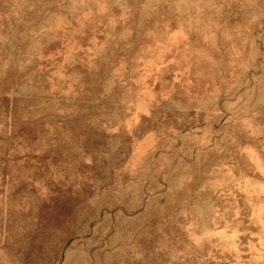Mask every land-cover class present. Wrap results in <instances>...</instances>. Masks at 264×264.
<instances>
[{
  "label": "rangeland",
  "instance_id": "obj_1",
  "mask_svg": "<svg viewBox=\"0 0 264 264\" xmlns=\"http://www.w3.org/2000/svg\"><path fill=\"white\" fill-rule=\"evenodd\" d=\"M0 264H264V0H0Z\"/></svg>",
  "mask_w": 264,
  "mask_h": 264
}]
</instances>
